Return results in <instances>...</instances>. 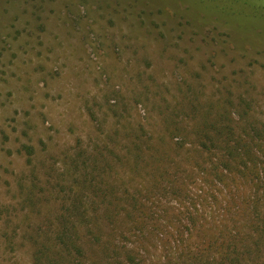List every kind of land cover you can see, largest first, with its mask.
Wrapping results in <instances>:
<instances>
[{
  "label": "rangeland",
  "instance_id": "374dc122",
  "mask_svg": "<svg viewBox=\"0 0 264 264\" xmlns=\"http://www.w3.org/2000/svg\"><path fill=\"white\" fill-rule=\"evenodd\" d=\"M220 108L264 130V0H0V264H264L252 219L196 198L211 217L188 231L190 199L142 168L161 137L196 168L194 126ZM216 217L247 241L177 259L176 228L202 252Z\"/></svg>",
  "mask_w": 264,
  "mask_h": 264
},
{
  "label": "trees",
  "instance_id": "16d2710c",
  "mask_svg": "<svg viewBox=\"0 0 264 264\" xmlns=\"http://www.w3.org/2000/svg\"><path fill=\"white\" fill-rule=\"evenodd\" d=\"M248 125V123L243 124L240 116H235L232 111L226 108H220L219 113L214 118L205 117L196 124L192 133L193 141L190 142L191 147L188 148L189 154L187 153L191 161V154L197 153L194 158V163L197 166L194 169H190L189 163H178L175 168L167 162L172 157L174 148L186 147V139L174 143L170 138L171 141L167 147L164 143L166 139L161 137L159 141L164 147H153L150 142L144 147L150 152L152 151L149 155V160L152 159L153 161L152 164L147 160L145 163H149L148 166L144 163L145 165L142 167L143 169L150 168L148 177L152 180L148 179V183L153 184V188H164V192L167 191L166 185L169 184V186H173L172 194H175L177 198L185 199V201L190 199V203L184 211L179 210V206L172 207L180 211L178 214H174L176 221L181 222L186 219L187 223L190 224L191 228H188V231L195 228L201 232L209 225V223L203 221L205 220L203 217H211V215L204 212L203 207L197 203V198L221 204L218 207L222 216L232 211L246 217L248 220L252 219L253 224L250 222L251 224L248 223L247 227H250L253 231L257 229L260 231V234L254 239L255 242L264 240V130L253 124L248 128ZM172 142L174 146H172ZM137 149L139 151L137 158L142 161L144 154L141 145ZM173 169H175L174 172ZM191 181L198 182L202 189L190 193L188 182ZM111 191L118 190L114 186L111 187ZM128 199L137 202L139 205L140 203L143 205L148 204V197L142 199L133 194ZM256 217L261 218V222L256 224L254 222ZM98 218L102 219L101 222L104 220V216ZM221 222L217 217L212 219L211 225L214 230L225 228V231L219 234L218 237L216 235L212 239L195 241L196 247L200 249L201 246L203 249L202 252L197 253H190L193 252L190 237L183 238L184 233L181 228H176L177 231L174 235H178V242H182L184 245L182 248L184 250L178 255L177 259L186 258L192 262L203 263L202 261L205 260L206 256L204 255V251H206L204 249L217 248L215 245L220 244L221 239H223L228 249L232 248L233 250L237 248V245L244 244L243 241H247L245 237H241L234 230L229 231V225L226 226L225 222ZM235 226L237 227L238 223ZM225 236H230V238L226 239ZM161 240H166L167 244H174L171 237ZM244 250L236 252L235 256L237 258L242 256ZM222 258L231 259V255L224 252ZM170 259L174 260L176 258L170 257ZM185 263L187 262L185 261Z\"/></svg>",
  "mask_w": 264,
  "mask_h": 264
}]
</instances>
